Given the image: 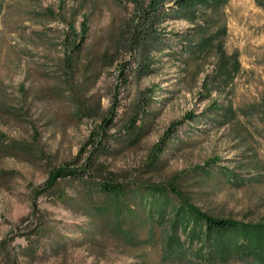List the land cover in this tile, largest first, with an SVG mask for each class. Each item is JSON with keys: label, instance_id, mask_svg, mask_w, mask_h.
I'll list each match as a JSON object with an SVG mask.
<instances>
[{"label": "rangeland", "instance_id": "1", "mask_svg": "<svg viewBox=\"0 0 264 264\" xmlns=\"http://www.w3.org/2000/svg\"><path fill=\"white\" fill-rule=\"evenodd\" d=\"M124 1V0H122ZM0 13V102L11 106L15 114L0 109V132L11 140L34 144V156L0 153V170L13 176H0V264H133L132 260L108 253L104 258L91 256L85 247L68 245L57 249L53 240L66 236L68 244L81 236L87 220L54 201L45 193L34 196L33 190L43 186L49 171L64 162L73 161L89 132L98 126L110 107H115L111 133L119 139L121 150L112 158H102L116 171L141 169L152 146L175 122V133L163 158L159 180L180 170L218 158L217 168L232 167L240 159L234 149L237 144L232 131L215 129L211 125L182 122L189 111L201 112L207 100L200 101L201 79L197 83L178 82L174 60L160 57V69L153 76L122 79L115 68L101 69L88 65L95 52H101L106 36L122 20L133 13L130 3L120 0H4ZM58 5L70 10L81 8L88 17L89 35L84 52L68 67L62 32L65 26L44 18H34L29 10L39 11ZM228 52L238 51L242 70L237 75L228 99L235 108L264 102V10L253 0H230L226 7ZM167 29L180 30L184 21L166 23ZM166 52V50H165ZM134 65L131 64L130 69ZM211 68L209 67L208 70ZM128 78L127 83H123ZM160 91V95L156 93ZM156 95V97H155ZM224 96V94H222ZM79 97L89 113H76ZM217 93L212 98H218ZM163 98V102H154ZM20 114V116H16ZM143 134L130 143V124ZM260 136L248 141L255 153L254 161L264 163V123L256 121ZM243 170V176L257 170ZM249 172V173H248ZM205 178L194 190V201L202 209L221 217L264 222V175L262 183L244 186L227 185L216 179L218 170ZM264 174V173H263ZM37 211L49 220L35 244L32 229L37 223ZM36 213V214H35ZM154 264L156 254H151ZM228 264H243L230 262Z\"/></svg>", "mask_w": 264, "mask_h": 264}, {"label": "trees", "instance_id": "2", "mask_svg": "<svg viewBox=\"0 0 264 264\" xmlns=\"http://www.w3.org/2000/svg\"><path fill=\"white\" fill-rule=\"evenodd\" d=\"M3 1L0 0V13ZM229 1L120 0L122 4L130 3L133 13L106 36L103 50L95 52L88 65L115 68L120 79L130 75L143 79L157 73L160 57L171 58L178 63V83L195 84L201 79L200 101H208L201 112H187L182 122L231 130L240 159L232 167L217 168L218 158L213 157L153 180L152 177H160L165 165L163 155L181 123L175 122L152 146L140 170H113L102 159L112 158L121 150L117 146L121 142L110 132L115 120V107H110L98 126L89 132L75 159L52 168L43 186L33 190L34 196L52 195L55 202L87 220V226L80 230L81 236L72 244H68L66 236L54 239L57 249L68 245L85 247L91 256L101 259L111 253L132 260L133 264H151L152 253L156 254L154 264H264V222L212 214L197 205L191 189L211 177L216 169V179L227 185L240 187L263 182L264 163L254 161L255 153L247 142L260 136L255 124L264 123V102L235 108L226 95L242 70L238 51L228 52L225 47ZM253 1L264 10V0ZM81 10H67L63 5L55 10H29L34 18L60 21L65 26L62 42L68 67L75 66V58L84 52L89 35L84 13L79 25L75 23ZM176 21H184L187 26L168 30L166 23ZM131 64L134 68L129 70ZM214 92L218 98H212ZM75 99L79 116L91 111L79 97ZM0 109L15 114L3 102ZM129 132L130 143L134 144L142 136L143 128L136 129L134 120ZM37 149L34 144L11 140L0 132L1 154L34 156ZM252 166L257 174L243 176V170L251 171ZM5 175L14 173L0 170V176ZM36 220L31 230L35 244L29 254L39 247L37 237L49 222L38 211Z\"/></svg>", "mask_w": 264, "mask_h": 264}]
</instances>
